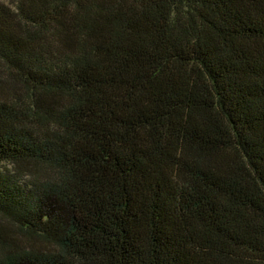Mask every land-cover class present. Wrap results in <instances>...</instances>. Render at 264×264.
Masks as SVG:
<instances>
[{"label":"trees","instance_id":"1","mask_svg":"<svg viewBox=\"0 0 264 264\" xmlns=\"http://www.w3.org/2000/svg\"><path fill=\"white\" fill-rule=\"evenodd\" d=\"M0 167V264H264V0H0Z\"/></svg>","mask_w":264,"mask_h":264},{"label":"rangeland","instance_id":"2","mask_svg":"<svg viewBox=\"0 0 264 264\" xmlns=\"http://www.w3.org/2000/svg\"><path fill=\"white\" fill-rule=\"evenodd\" d=\"M5 168H7V166H5ZM0 169H1V167H0ZM0 221H1V219H0ZM13 234L16 236H19V237H23L21 234H19V233L17 234L16 232H14Z\"/></svg>","mask_w":264,"mask_h":264}]
</instances>
